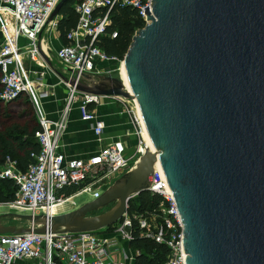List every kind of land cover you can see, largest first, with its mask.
<instances>
[{
  "label": "water",
  "instance_id": "water-1",
  "mask_svg": "<svg viewBox=\"0 0 264 264\" xmlns=\"http://www.w3.org/2000/svg\"><path fill=\"white\" fill-rule=\"evenodd\" d=\"M144 15L122 59L128 88L111 74L54 72L79 93L134 98L153 150L75 209L1 215L0 235L112 226L133 195L149 192L158 161L180 214L184 264H264V0H152Z\"/></svg>",
  "mask_w": 264,
  "mask_h": 264
},
{
  "label": "built area",
  "instance_id": "built-area-1",
  "mask_svg": "<svg viewBox=\"0 0 264 264\" xmlns=\"http://www.w3.org/2000/svg\"><path fill=\"white\" fill-rule=\"evenodd\" d=\"M59 1L0 0V99L7 102L25 94L40 124V129L34 133L38 151L30 153L27 167L21 169L10 156L5 157L0 167V177L16 185L14 197L0 202L5 214L56 215L75 209L79 206L78 197L85 193L92 197L91 200L99 197L113 180L134 166L146 148L139 119L132 108L128 110L131 111V131L116 135L110 141L104 136L106 119L98 114V108L104 105L105 99L125 101L122 97L79 93L62 81L68 91L65 106L56 119L47 116L42 99L53 94L43 82L47 72L55 74L57 70L67 78L77 79L82 74H110V67H97L103 61H110L114 66L118 62L116 69L119 70L122 60L108 56L99 46L103 38L116 37V32L109 30L111 12L117 7L131 6L146 23L145 8L151 11L152 0H73L76 25L66 33V43L59 39L61 44L52 53L43 32L57 28V17L49 18ZM42 41L46 44L45 50L41 48ZM39 50L49 59L50 65ZM42 64L47 72L41 69ZM74 101L79 103L80 120L90 125L98 144L95 152L82 158L67 157L60 150L69 105ZM131 136L138 140L132 147L127 139ZM72 188L77 189L67 193ZM149 192L162 198L157 209L148 217L126 210L112 231L129 241L131 234L128 235L124 227L132 229L136 220L144 236L169 248L167 264H184L183 226L166 178L157 180L154 177ZM53 205L63 209L52 213ZM2 214L0 211V216ZM111 247L112 241L99 235V231L6 234L0 235V264H15L20 259L32 260L35 264H126L136 255L132 251L124 255V261H119L114 259Z\"/></svg>",
  "mask_w": 264,
  "mask_h": 264
},
{
  "label": "trees",
  "instance_id": "trees-1",
  "mask_svg": "<svg viewBox=\"0 0 264 264\" xmlns=\"http://www.w3.org/2000/svg\"><path fill=\"white\" fill-rule=\"evenodd\" d=\"M72 3L73 0H67L59 11L60 18L57 22L56 30L59 33V39L63 43H66V33L77 22V15L72 8ZM111 19L109 30L116 32V37L103 38L99 46L108 56L123 59L133 35L145 23L138 14V11L131 6L114 8L111 12ZM1 87L0 83V91ZM21 96L7 102L0 99V102L4 104L16 102L19 101ZM29 104L34 115L33 123H12L0 129V167L5 157L10 156L17 161L21 169H25L30 162V153L38 151V144L34 138V133L40 129V124L30 101ZM76 189H69L67 193L70 194ZM15 191L16 185L12 180L0 177V202L11 200L14 197ZM161 200V196L157 193L143 192L135 198L130 199L127 211L148 217L157 209ZM112 229L113 225L106 227L104 230L112 232ZM128 245L133 252H136L133 264H167L169 248L163 243H158L154 239L144 236L136 220L132 224L131 239Z\"/></svg>",
  "mask_w": 264,
  "mask_h": 264
},
{
  "label": "rangeland",
  "instance_id": "rangeland-1",
  "mask_svg": "<svg viewBox=\"0 0 264 264\" xmlns=\"http://www.w3.org/2000/svg\"><path fill=\"white\" fill-rule=\"evenodd\" d=\"M57 18H59V17H57ZM43 37L45 38V40L48 42L49 46L51 47L52 53H55V50L59 46V33H58V31L56 29H53L50 32H43ZM43 42L44 41L41 42V48H42ZM120 60H122V59H120ZM114 65L115 64L110 63V61H103L102 63H99L97 65V67H100V68L110 67L111 68L110 74L113 76L119 77L120 76L119 75L120 70L116 69L118 67V62L116 63L117 66H114ZM113 66H114V68H113ZM119 69H120V67H119ZM49 74H50V76H48V78H53L60 85V87H63V89H65V93H67L68 89H67L66 85L62 82V80L56 74H54L52 72H50ZM52 86L50 88L53 92L54 86H53V88H52ZM57 97H58V95H57ZM55 98H56V96H54L50 100H55ZM124 100L125 101H119L116 99H105L104 105H102L98 108V110L100 112L109 109L108 127H109V135L110 136L124 135L126 132L131 131V128H132L131 124H130L131 111L128 112V110H131V108L134 110V108H133L132 102H129L126 99H124ZM75 111H76V104L74 101L69 105V112H68L69 115L67 116V119H69L70 117L74 118L75 117V114H74ZM33 116L34 115L32 112V108H31V106L29 104V100L25 94H23L21 96V98L19 99V101H16V102H12V103H8V104H4V103L0 102V129L4 128L5 126L10 125L12 123L31 124V123H33V120H34ZM71 123H75V119L72 120ZM118 129H120L119 130L120 132L118 131ZM131 139H132V141H134L131 144V147H132L136 144L135 142H138V140L136 139L135 136H132ZM142 139H143L142 141L145 142L143 134H142ZM91 199H92V197L89 194L85 193V194L81 195L80 197H78L76 199V201L79 205H82L83 203L88 202ZM111 206H112V204L106 208L94 211L90 215L100 214V213L108 210ZM0 211H1V213L5 214L4 208H1ZM8 214H10V213H8ZM2 221L5 224H15L18 227H27L28 226V222H26L24 220H20V219H14L12 217L3 218ZM102 230H104V229H102Z\"/></svg>",
  "mask_w": 264,
  "mask_h": 264
},
{
  "label": "crops",
  "instance_id": "crops-1",
  "mask_svg": "<svg viewBox=\"0 0 264 264\" xmlns=\"http://www.w3.org/2000/svg\"><path fill=\"white\" fill-rule=\"evenodd\" d=\"M57 17H59V15ZM59 18H57V20H59ZM60 44L61 42L59 41V46ZM45 48H46V44L45 42H43L42 49L45 50ZM40 67H42L41 69L47 72V70L45 69L46 67L43 64ZM49 73L50 72L46 73L43 82L45 86L48 87H51L53 85L54 91L52 92L53 94L51 96L42 99V105L47 116L51 119H56L60 116V113L62 112L65 106L67 93H65V89H63V87H60V85L53 78H48V76H50ZM54 96H56L55 100H50ZM75 104H76V111L74 112L75 117L74 118L70 117L69 119H67L66 129L60 138V144H61L60 150L67 157L82 158V157H87L93 152H95L98 147V144L96 137L93 135L91 131L90 125L87 122H83L80 120V115L78 112L79 103L77 102ZM108 113H109V109L101 112L98 110V114L104 116V118L106 119L107 127L104 136L107 141H110L115 135L114 136L109 135ZM68 115L69 113L67 114V116ZM74 119H75V123H71V121ZM119 130L120 129H118V131ZM131 137L128 138L130 145L132 144V142H134L132 141ZM99 235L106 237L112 241L111 248L114 259L119 261H124V255L131 254L132 250L129 248L128 245L129 241L121 239V237L118 234L114 233L113 231L107 232L105 230L102 231L100 230ZM133 261L134 259L131 262H126V261L125 262L126 264H133ZM15 264H35V263L32 260L20 259L17 260Z\"/></svg>",
  "mask_w": 264,
  "mask_h": 264
},
{
  "label": "bare ground",
  "instance_id": "bare-ground-1",
  "mask_svg": "<svg viewBox=\"0 0 264 264\" xmlns=\"http://www.w3.org/2000/svg\"><path fill=\"white\" fill-rule=\"evenodd\" d=\"M119 75L120 77L122 78L125 86L128 88V83H127V79H126V73H125V70H124V66H123V63L120 65V69H119ZM127 101L129 102H132L133 104V108H134V112L135 114L137 115L138 119H139V122H140V125H141V136L143 134V137L145 139V146L149 149V150H153V145H152V142L147 134V131H146V128L144 126V123H143V120H142V117H141V113H140V110H139V107H138V104L136 102V100L134 98L132 99H126ZM144 146L142 147V150H143ZM155 178L157 180L159 179H162V178H165L164 176V173L162 171V168L160 166V163L157 161L156 164H155ZM63 208H60L59 206H56V205H53L51 208H50V212L52 213H56L58 212L59 210H61Z\"/></svg>",
  "mask_w": 264,
  "mask_h": 264
}]
</instances>
